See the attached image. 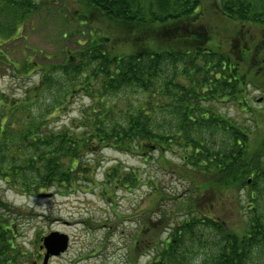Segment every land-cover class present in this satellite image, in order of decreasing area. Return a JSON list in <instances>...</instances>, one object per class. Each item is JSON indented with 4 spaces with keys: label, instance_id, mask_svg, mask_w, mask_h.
Returning <instances> with one entry per match:
<instances>
[{
    "label": "trees",
    "instance_id": "1",
    "mask_svg": "<svg viewBox=\"0 0 264 264\" xmlns=\"http://www.w3.org/2000/svg\"><path fill=\"white\" fill-rule=\"evenodd\" d=\"M45 1L0 0L4 61L11 60L12 43L26 38L19 32L40 17ZM211 1L241 26H264V0ZM74 2L79 25L98 13L117 33L91 31L63 60L42 66V79L24 98L3 99L0 179L23 193L53 187L69 193L95 177L96 163L86 156L102 148L147 157L158 151L164 160L171 152L183 161L178 172L192 188L165 239L140 227L137 238L144 236L142 243L153 249L148 264H264V108L251 115L254 128L216 105L230 100L247 107L248 86L264 94V41L242 42L239 35L222 49L198 22L204 0ZM34 63L17 61L14 68L30 74ZM43 92L48 104L42 110L31 99ZM79 92L92 104L70 124H53ZM106 175L107 186L132 191L142 184L139 169L123 163ZM231 192L241 218L234 225L219 212ZM0 204L8 207L1 199ZM161 206L156 208L162 220L169 212ZM10 220L0 213V264H19L25 257L14 246Z\"/></svg>",
    "mask_w": 264,
    "mask_h": 264
},
{
    "label": "rangeland",
    "instance_id": "2",
    "mask_svg": "<svg viewBox=\"0 0 264 264\" xmlns=\"http://www.w3.org/2000/svg\"><path fill=\"white\" fill-rule=\"evenodd\" d=\"M74 1H45L39 12L40 17L35 15L32 24L19 32L26 38L12 43L14 51L12 57L10 53L11 60H3L4 64H0V92L3 91L5 96L0 98V114L3 99L9 98L8 95H13L12 99L15 100L24 98L27 89L42 79V66L63 60L66 51L79 47L77 41L85 42L91 31L108 37L116 35L115 24L109 23L98 13L90 15L89 21H82L79 25L73 19L75 11L80 9ZM204 1L198 22L207 26L220 42L227 44L239 35L244 38L242 42L246 40L253 44V41H264V26H241V23L226 18L217 6L213 8L211 0ZM19 34L14 36L19 37ZM226 44L222 49L227 48L229 43ZM26 60L35 62L30 74H27L29 71L24 72L21 66L19 71L14 68V63H25ZM248 89L247 107L230 100L216 105L220 111L255 128L251 115L264 108V94L252 86H248ZM38 97L31 100L35 99L40 109H46L48 92ZM91 104L92 99L85 92L75 94L53 124H70ZM38 110L35 108V111ZM86 157L96 163L95 177L69 193L58 187L23 193L0 179V199L8 204L7 208L0 204V213L10 217L15 234L14 246L25 253L19 264H41L46 252L41 247L42 239L53 231L67 236L68 247L60 254L52 255L48 264H148L153 249L142 243L146 239L144 236L137 238L140 227L145 225L147 233L152 228L163 240L174 221L180 218L181 198L192 188L189 179L186 180L178 172L183 163L180 156L167 152V160H164L158 151L147 157L105 147ZM118 163L139 169L142 175L139 188L130 191L112 184L107 186L106 171ZM159 190L164 196L159 194ZM237 199L231 192L224 195L219 206V212L225 213L233 225L241 219ZM159 204L162 205V212H169L162 220L159 219L160 209L156 208ZM53 240L58 244L63 237L55 236Z\"/></svg>",
    "mask_w": 264,
    "mask_h": 264
},
{
    "label": "water",
    "instance_id": "3",
    "mask_svg": "<svg viewBox=\"0 0 264 264\" xmlns=\"http://www.w3.org/2000/svg\"><path fill=\"white\" fill-rule=\"evenodd\" d=\"M55 236L63 237V241L61 243L56 244L53 240ZM43 247H45L46 252L42 264H48V260L52 255L60 254L61 252L67 249L68 238L65 234L53 231L49 235L43 237Z\"/></svg>",
    "mask_w": 264,
    "mask_h": 264
},
{
    "label": "flooded vegetation",
    "instance_id": "4",
    "mask_svg": "<svg viewBox=\"0 0 264 264\" xmlns=\"http://www.w3.org/2000/svg\"><path fill=\"white\" fill-rule=\"evenodd\" d=\"M0 64H4L3 58H0ZM2 96H4L3 91L0 92V97H2ZM35 264H37V263H35Z\"/></svg>",
    "mask_w": 264,
    "mask_h": 264
}]
</instances>
